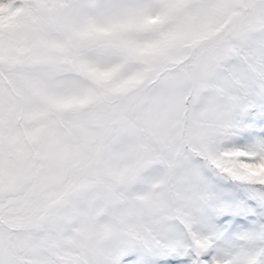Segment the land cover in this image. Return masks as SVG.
Masks as SVG:
<instances>
[{"label": "snow or ice", "instance_id": "6c2138e0", "mask_svg": "<svg viewBox=\"0 0 264 264\" xmlns=\"http://www.w3.org/2000/svg\"><path fill=\"white\" fill-rule=\"evenodd\" d=\"M202 41L217 118L45 190L32 145ZM0 264H264V0H0Z\"/></svg>", "mask_w": 264, "mask_h": 264}, {"label": "rangeland", "instance_id": "374dc122", "mask_svg": "<svg viewBox=\"0 0 264 264\" xmlns=\"http://www.w3.org/2000/svg\"><path fill=\"white\" fill-rule=\"evenodd\" d=\"M253 35L246 30L237 39ZM208 45L176 47L134 74L126 90L104 96L79 114H65L57 125L59 138L32 145L41 154L35 163L46 178L45 190L58 191L67 184L89 187L125 160L140 163L149 155H163L182 131L186 135L189 128L217 118L207 97L216 64L228 52L198 57ZM229 51L236 52L235 45ZM7 98L5 94V104Z\"/></svg>", "mask_w": 264, "mask_h": 264}, {"label": "trees", "instance_id": "16d2710c", "mask_svg": "<svg viewBox=\"0 0 264 264\" xmlns=\"http://www.w3.org/2000/svg\"><path fill=\"white\" fill-rule=\"evenodd\" d=\"M9 86H10V85H9ZM59 135H60V133H58L57 128H56V131H55L53 137H58ZM58 138H59V137H58ZM67 145H68V144H67ZM65 148H67V147L65 146ZM33 153H34V156H38V157L41 156V154L38 153V148H37V147L33 150ZM38 157H35V159L38 158Z\"/></svg>", "mask_w": 264, "mask_h": 264}]
</instances>
